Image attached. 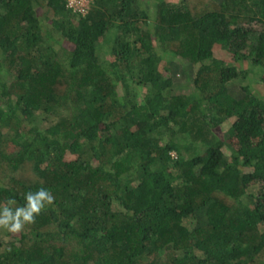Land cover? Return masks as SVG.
<instances>
[{
  "label": "trees",
  "instance_id": "obj_1",
  "mask_svg": "<svg viewBox=\"0 0 264 264\" xmlns=\"http://www.w3.org/2000/svg\"><path fill=\"white\" fill-rule=\"evenodd\" d=\"M238 77L264 91V0H0V206L54 196L0 264H264V93Z\"/></svg>",
  "mask_w": 264,
  "mask_h": 264
},
{
  "label": "clouds",
  "instance_id": "obj_2",
  "mask_svg": "<svg viewBox=\"0 0 264 264\" xmlns=\"http://www.w3.org/2000/svg\"><path fill=\"white\" fill-rule=\"evenodd\" d=\"M25 200L24 206L14 209L10 206L15 204L12 199L8 200L7 205L0 206V228L14 234L20 233L25 225L35 223L36 217L41 214L45 206L54 202V196L49 190L40 188L34 193L31 191L27 192Z\"/></svg>",
  "mask_w": 264,
  "mask_h": 264
},
{
  "label": "rangeland",
  "instance_id": "obj_3",
  "mask_svg": "<svg viewBox=\"0 0 264 264\" xmlns=\"http://www.w3.org/2000/svg\"><path fill=\"white\" fill-rule=\"evenodd\" d=\"M74 3H75V1H71V4H74ZM88 3H89V0H79L78 1V4L75 3V6H76V8L81 7L83 9V8H86L88 6L87 5ZM40 17L43 19V21H45L47 23L46 26L48 27L50 25L49 22L51 20H49L48 17H47V15L45 13H43V12L40 13ZM56 45H58V44H56ZM235 45L237 46V48L239 50L245 51L247 49L246 46H245V44H244V38L242 40H240L239 42L235 43ZM216 55L218 57H225V59L227 60L226 62L229 65L236 64V65H239V67H240L242 65L244 66V65H246V64L249 63V61L246 62V60H243V64H242L240 61H237L233 57V55L230 52H228L226 49H224V48H217ZM249 71H250V75H252L253 72H254L252 70H249ZM249 79L250 78H246L245 79V78H242V77H238V78H236L234 80H235V83L237 85V84L252 82ZM252 83H253L252 87L255 90H259V92L262 90V87H263L261 85L262 83H260L259 81H255V82H252ZM184 85H187V83H185ZM186 87H188V86H186ZM262 92L264 93L263 90H262ZM230 124H231L230 122L225 123V125H223V126H221L219 128V131H221L224 134V132L228 129V127L230 126ZM250 134H251V137H252V141L259 140L264 135V123H262V124H255V125L251 126V128H250ZM226 142H227V145L230 148L229 149L230 152H231V150L232 151L233 150H237V151H240L241 152L244 149L242 147L241 142L237 138H235V137H232L230 139L228 138V140ZM248 143H251V141L248 140ZM259 188H260V182H255V183H253L250 186L249 191L256 193L259 190ZM2 230L8 232L5 229H2ZM6 232H4L3 234L5 235L6 238H8L9 235Z\"/></svg>",
  "mask_w": 264,
  "mask_h": 264
},
{
  "label": "built area",
  "instance_id": "obj_4",
  "mask_svg": "<svg viewBox=\"0 0 264 264\" xmlns=\"http://www.w3.org/2000/svg\"><path fill=\"white\" fill-rule=\"evenodd\" d=\"M72 1H75V3L78 4V1H79V0H72ZM76 1H77V2H76ZM75 3H74V4H75ZM72 5H73V4H72ZM79 9L84 10L85 8L82 9L81 7H79Z\"/></svg>",
  "mask_w": 264,
  "mask_h": 264
}]
</instances>
